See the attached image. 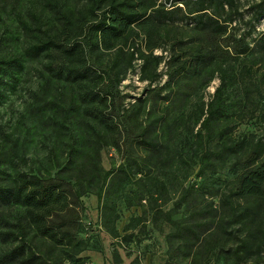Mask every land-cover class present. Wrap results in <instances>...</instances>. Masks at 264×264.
<instances>
[{"label":"trees","instance_id":"16d2710c","mask_svg":"<svg viewBox=\"0 0 264 264\" xmlns=\"http://www.w3.org/2000/svg\"><path fill=\"white\" fill-rule=\"evenodd\" d=\"M83 1L31 0L23 13L2 22L0 111L14 97L23 100L11 124L0 121V264L79 259L81 199L94 193L99 202L108 179L129 178L134 148L160 153L161 132H170L178 120L158 116L153 108L142 114L140 98L126 107L121 82L137 61L140 79L156 81L163 57L153 51L165 39L173 51L169 81L188 69L201 77L208 67L227 63L230 47L220 38L234 17L242 16L235 0H198L194 9L189 7L194 0H173L171 9L156 0ZM254 8L258 22L264 18V0ZM176 15L194 20L214 47L188 50L167 38ZM254 47L264 56V33ZM246 57L239 72L251 79L256 62ZM229 70L219 68L220 84L199 133L208 135L211 124L223 123L216 134L224 141L215 157L226 163L242 155L235 183L209 195V201L199 189L184 190L181 201L187 203L191 191L203 199L189 203L187 222H173L165 213L173 226L170 238L178 242L175 250L189 264H210L209 256L214 264H264V138L226 140L228 112L235 106L225 94L234 84ZM259 113L264 122V107ZM107 147L122 154L126 168L102 167ZM141 167L137 164L136 171ZM114 237L130 242L131 234L114 232Z\"/></svg>","mask_w":264,"mask_h":264},{"label":"rangeland","instance_id":"374dc122","mask_svg":"<svg viewBox=\"0 0 264 264\" xmlns=\"http://www.w3.org/2000/svg\"><path fill=\"white\" fill-rule=\"evenodd\" d=\"M30 1L0 0L1 35L2 22L14 19L15 12L23 13ZM195 1L198 0L190 1L191 9L196 7ZM261 1L235 0L242 16H235L227 26V34L220 38L223 45L230 47L229 59L227 63L223 61L220 65L208 67L201 77H193L188 69L169 81L174 65L168 61L173 54L172 43L168 39L161 48L153 51L154 55L163 57L157 68L156 81H142L141 62L135 63L120 85L125 106H131L140 98L145 101L142 114L153 108L152 113L158 116L165 114L171 119L176 117L177 123L170 132L165 129L161 132L160 153L133 149L132 159L136 162L127 164L131 169L129 178L118 174L108 179L99 202L94 193L81 199L83 208L80 211L81 232L78 235L81 251L75 257L79 259L61 264H189L175 250L178 242L170 238L173 226L166 220L165 213H171L173 222H187L189 203H201L203 199L191 191L187 203L181 201L184 190L190 187L199 189L207 193L204 199L209 201V195L225 192L233 186L237 177L235 171L242 158L238 153L235 159L223 163L215 157L224 141L216 134L219 124L223 123L211 124L208 135L204 131L199 133L207 104L220 84L219 68L229 66L228 72L234 77V84L225 88V94L235 100V106L228 112L230 131L226 140L245 138L250 142L258 137L264 138V122L259 117L264 107V56L259 57L261 55L254 47L258 36L264 33V18L255 21L254 7ZM72 2L67 0V3ZM156 4L171 9L173 0H156ZM174 18L173 28L167 30V38H174L188 50L198 46L205 49L214 47L210 37L198 29L194 20H181L180 15ZM245 56L256 62L251 79L239 72L245 64ZM159 87L161 90H157ZM14 98L10 106L0 111L1 123L13 122V114L23 100L21 96ZM148 159L152 162H148ZM137 164L142 166L140 172L136 171ZM101 165L111 171L121 165L126 168L122 154L112 147L102 150ZM212 202L217 205L218 199L213 198ZM154 212H158L155 219L152 217ZM114 232L120 236L131 234L130 242L114 237ZM209 258L210 264H214V258Z\"/></svg>","mask_w":264,"mask_h":264}]
</instances>
